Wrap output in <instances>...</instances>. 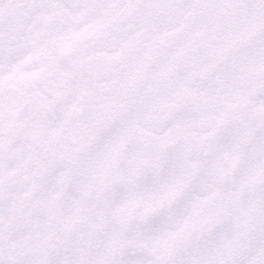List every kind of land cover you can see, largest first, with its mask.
Segmentation results:
<instances>
[{
	"label": "snow or ice",
	"instance_id": "1",
	"mask_svg": "<svg viewBox=\"0 0 264 264\" xmlns=\"http://www.w3.org/2000/svg\"><path fill=\"white\" fill-rule=\"evenodd\" d=\"M0 264H264V0H0Z\"/></svg>",
	"mask_w": 264,
	"mask_h": 264
}]
</instances>
